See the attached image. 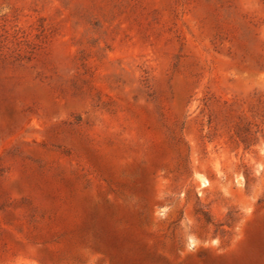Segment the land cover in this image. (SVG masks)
<instances>
[{
    "label": "rangeland",
    "instance_id": "rangeland-1",
    "mask_svg": "<svg viewBox=\"0 0 264 264\" xmlns=\"http://www.w3.org/2000/svg\"><path fill=\"white\" fill-rule=\"evenodd\" d=\"M0 264H264V0H0Z\"/></svg>",
    "mask_w": 264,
    "mask_h": 264
}]
</instances>
